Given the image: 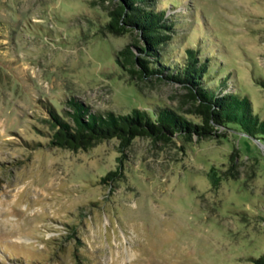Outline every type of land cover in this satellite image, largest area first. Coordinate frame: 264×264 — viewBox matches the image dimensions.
Listing matches in <instances>:
<instances>
[{
  "label": "rangeland",
  "instance_id": "1",
  "mask_svg": "<svg viewBox=\"0 0 264 264\" xmlns=\"http://www.w3.org/2000/svg\"><path fill=\"white\" fill-rule=\"evenodd\" d=\"M102 4L0 0V264H254L264 252L263 139L226 129L165 143L136 136L122 152L116 138L48 144L45 103L186 108L177 83L120 68L115 54L132 34L109 32ZM157 5L175 24L170 59L186 47L207 56L206 83L226 79L264 118V0Z\"/></svg>",
  "mask_w": 264,
  "mask_h": 264
},
{
  "label": "trees",
  "instance_id": "2",
  "mask_svg": "<svg viewBox=\"0 0 264 264\" xmlns=\"http://www.w3.org/2000/svg\"><path fill=\"white\" fill-rule=\"evenodd\" d=\"M105 0H102V2ZM104 24L109 32H129L132 38L119 48L115 61L131 77H148L177 83L183 90L180 104L186 108L154 103L148 109L133 107L127 112L95 109L75 97L67 99V108L57 110L43 104L49 122L48 144L77 149L94 141L116 138L120 152L136 136L168 142L175 136L189 139L224 136V130L239 132L260 141L264 140V118L253 111L249 97L228 89L221 78L216 87L206 83L207 56L186 47L180 56L170 59L163 51L175 32L173 20L160 0H107ZM264 86V78L258 79ZM194 115L198 120L187 117ZM117 170H108L102 180L112 179ZM211 174V173H210ZM210 175L211 182L216 177ZM254 264H264V252L252 258Z\"/></svg>",
  "mask_w": 264,
  "mask_h": 264
}]
</instances>
